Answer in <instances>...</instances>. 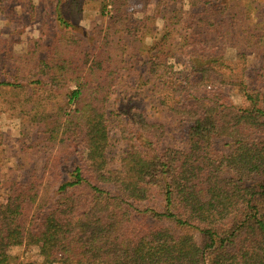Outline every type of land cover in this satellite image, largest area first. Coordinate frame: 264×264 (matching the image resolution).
Masks as SVG:
<instances>
[{"label": "trees", "instance_id": "1", "mask_svg": "<svg viewBox=\"0 0 264 264\" xmlns=\"http://www.w3.org/2000/svg\"><path fill=\"white\" fill-rule=\"evenodd\" d=\"M149 1L134 16L99 0L86 29L79 0H55L51 40L27 52L36 63L0 73V102L21 95L23 150L40 159L3 181L0 264H35L11 252L21 245L44 263L264 264V63L250 70L243 49L264 38L263 0H186L170 13ZM125 74L158 84L187 123L183 147L164 145L162 124L121 92ZM111 119L125 146L104 168Z\"/></svg>", "mask_w": 264, "mask_h": 264}, {"label": "rangeland", "instance_id": "2", "mask_svg": "<svg viewBox=\"0 0 264 264\" xmlns=\"http://www.w3.org/2000/svg\"><path fill=\"white\" fill-rule=\"evenodd\" d=\"M62 0H60L61 2ZM62 8L68 7L67 3ZM123 9L134 16L141 14L143 0H122ZM186 0H161L159 9L172 10L178 7H185ZM78 7H82L81 18L85 28L90 29L98 25L96 14L99 0H79ZM149 1L148 10H152V3ZM55 0H0V73L15 72L32 67L35 62V54L40 53L51 40L50 28L53 25L52 9ZM264 4V0L262 1ZM73 17L74 14L70 12ZM100 21V20H99ZM259 33H262L259 31ZM176 45L173 48H177ZM259 46V47H258ZM185 47V45H184ZM247 54L249 68L255 71L258 65L264 63V38L253 47H243ZM36 51L35 54L27 53ZM179 71L181 79L188 73L186 57L175 53L169 61ZM138 75H126L120 83L121 92H125L133 100V104L142 109L151 122H159L163 126L162 143L166 146L183 147L185 145L184 131L187 123L165 107L159 101L158 84L139 86L136 82ZM179 77V78H180ZM123 83V85H122ZM228 99L231 103H243L242 96L235 92H228ZM20 94H6L0 102V201L5 198V186L3 181L8 177H16L24 174L27 170H37V157L30 155L29 150H23L30 144L28 141L30 131L22 127L21 112L23 105ZM12 102V103H11ZM25 125V124H24ZM29 125V124H28ZM26 126V125H25ZM110 141L104 156L100 159L104 168H117L120 157L124 150V142L119 139L115 119H111ZM32 134V133H31ZM93 161L94 157H89ZM37 174L41 172L37 171ZM11 252L22 261L35 264H64L59 261L43 262L37 252L36 246H15ZM43 262V263H42Z\"/></svg>", "mask_w": 264, "mask_h": 264}]
</instances>
